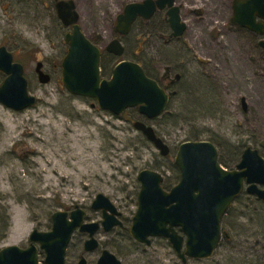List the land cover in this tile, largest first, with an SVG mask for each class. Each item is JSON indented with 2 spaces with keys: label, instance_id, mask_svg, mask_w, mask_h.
Returning a JSON list of instances; mask_svg holds the SVG:
<instances>
[{
  "label": "rangeland",
  "instance_id": "obj_1",
  "mask_svg": "<svg viewBox=\"0 0 264 264\" xmlns=\"http://www.w3.org/2000/svg\"><path fill=\"white\" fill-rule=\"evenodd\" d=\"M73 1L82 32L103 51L100 66L105 77L121 59L139 62L154 76L169 64L181 76L177 94L154 120L140 116L135 107L121 116L100 110L95 100L72 95L61 83L60 61L67 50L63 37L70 29L58 20L54 1L0 0V46L23 65L27 90L36 97L34 105L20 112L0 104V249L28 247L33 230L49 231L51 215L69 213L75 205L84 210L87 221H100L101 213L90 205L103 194L122 213L125 229L100 232L99 247L92 253H84L86 236L76 231L65 264H77L81 255L88 264H96L103 249L121 264H254L258 258L264 264V223L252 213L253 198L232 204L222 220L230 237L222 238L205 261L182 263L167 240L154 238L145 246L127 232L137 209V174L154 170L163 176L165 190L175 186L179 172L173 158L181 143L211 142L219 161L229 167L238 163L246 147L264 158V82L260 85L258 78L264 80L261 37L230 23L232 0H175L186 30L170 44L161 38L170 31L164 11L150 20H137L126 36L115 33L116 16L124 6L143 0ZM114 38L125 49L120 58L104 52ZM37 61L50 75L48 83L38 82ZM4 76L0 71V82ZM134 121L151 126L170 155L161 157L133 128ZM43 260L40 253L39 264Z\"/></svg>",
  "mask_w": 264,
  "mask_h": 264
},
{
  "label": "water",
  "instance_id": "obj_2",
  "mask_svg": "<svg viewBox=\"0 0 264 264\" xmlns=\"http://www.w3.org/2000/svg\"><path fill=\"white\" fill-rule=\"evenodd\" d=\"M53 1L58 20L70 29L63 37L67 50L60 61V80L65 89L72 95L95 100L100 110L114 116H121L129 108L136 107L139 115L147 120L159 118L174 91H166L146 74L139 62L133 60H119L108 77L102 76L100 58L103 51L82 32L74 1ZM180 10L181 6L175 0L129 3L116 16L114 30L118 36H126L136 20L147 21L156 12L164 11V21L170 29L169 39H179L186 30ZM230 23L263 37L259 46L264 50V0H232ZM104 52L120 58L125 49L121 41L114 38ZM34 70L39 83L50 81L42 61L36 62ZM0 71L5 75L0 82L1 105L20 112L35 104L36 97L27 90L23 65L15 61L4 46H0ZM175 76L177 78L178 74ZM132 126L161 157L170 154L168 145L151 126L141 121H134ZM173 165L179 171V181L168 191L161 186L163 177L160 173L144 169L137 174V209L131 218L129 235L133 241L146 246H150L152 238L166 239L182 263L208 260L222 237L228 236L222 232L221 221L242 193L244 184L247 185L246 193L264 202V189L257 187L264 188V160L256 150L247 148L236 169L228 171L219 164L212 143L187 141L178 146ZM91 208L102 209L104 232L121 225L114 218L118 215L115 207L103 194L96 195ZM83 216L84 212L78 206L69 215L64 211L54 212L51 229L46 232L33 230L28 247L11 245L0 249V264H39L40 253L44 255V264H65L66 249L76 231L88 237L83 245L84 252L97 249L94 234L99 225L84 222ZM77 264H86L85 258L81 257ZM96 264H121V261L105 249Z\"/></svg>",
  "mask_w": 264,
  "mask_h": 264
},
{
  "label": "flooded vegetation",
  "instance_id": "obj_3",
  "mask_svg": "<svg viewBox=\"0 0 264 264\" xmlns=\"http://www.w3.org/2000/svg\"><path fill=\"white\" fill-rule=\"evenodd\" d=\"M156 14V13H155ZM164 14H165V12H164ZM164 18H165V16H164ZM139 20V19H138ZM137 21V20H136ZM135 21V22H136ZM165 22V21H164ZM168 26V25H167ZM170 30V29H169ZM169 34H170V31H169ZM169 34L168 35H161V38H162V40H163V42L165 43V44H170L171 42H173V41H177V40H179V39H174V38H171V39H169ZM263 39V37H261V39L258 41V46H259V42L261 41ZM260 47V46H259ZM261 48V47H260ZM262 49V48H261ZM263 50V49H262ZM264 51V50H263ZM103 54V53H102ZM165 67H168V69H165ZM176 74H178V77L176 78ZM153 77L152 78H154L157 82H158V84L161 86V87H164L165 88V90L166 91H174V94L172 95V96H170L169 97V100H168V103H167V106H168V104H169V102L171 101V99L177 94V90L175 89V85L180 81V79H181V76H180V74L179 73H177V72H174L173 73V68L171 67V65H169V64H165V65H163V67H162V72L160 73V75L159 76H154V75H152ZM240 103H241V107H242V111H246V108H247V105H246V103H245V100H244V98H241L240 99ZM243 103H244V106H243ZM167 106H166V108H167ZM136 108V107H135ZM166 108H165V111H166ZM164 111V112H165ZM157 119V118H156ZM154 120V119H153ZM149 126V125H148ZM187 142V141H186ZM193 142V141H192ZM208 142V141H207ZM211 143V142H210ZM166 144V143H165ZM167 145V144H166ZM215 147V146H214ZM216 148V147H215ZM247 148H250V147H246L245 149H247ZM170 149V148H169ZM245 149H243L240 153H239V160H238V163H239V161H240V159H241V156H242V154H243V152L245 151ZM250 149H252V148H250ZM217 150V149H216ZM253 150H255V149H253ZM257 151V150H256ZM258 152V151H257ZM170 153H171V151H170ZM217 154H218V152H217ZM170 155V154H169ZM168 155V156H169ZM258 155L260 156V154L258 153ZM167 156V157H168ZM261 157V156H260ZM165 158V157H164ZM262 158V157H261ZM263 160H264V158H262ZM218 162H219V164L223 167V169L224 170H228V171H231V170H235L236 169V166H237V164L233 167V166H231V167H229V166H226V165H222L221 163H220V161H219V158H218ZM175 167V166H174ZM176 168V167H175ZM179 172V171H178ZM159 173V172H158ZM163 177V176H162ZM161 186H162V188L164 189V187H163V182H162V184H161ZM246 187H247V185H245L244 184V186H243V191H242V193L234 200V202H236V201H238V199H241L242 197H247V198H253V199H257V200H260V199H258L256 196H254V195H250V194H248V193H246V191H245V189H246ZM259 189H264L262 186H257ZM165 190V189H164ZM165 191H168V190H165ZM96 197V196H95ZM95 199V198H94ZM94 201V200H93ZM93 201H92V203H93ZM110 201V200H109ZM261 201V200H260ZM233 202V203H234ZM262 203H264L263 201H261ZM92 203H91V205H90V209L91 210H93V211H98V212H100L101 213V220L100 221H87L86 219H85V214H84V216H83V220H84V222H86V223H97L98 225H99V229L96 231V233L94 234V238L97 240V242H98V247H99V241H98V239H97V236L99 235V233L100 232H103V233H105V234H110V233H112L115 229H119V230H124L125 228H124V218H123V216H122V213L120 212V211H118V209H117V207L110 201V203L115 207V209H116V212L118 213V215L116 214V215H114V218L117 220V221H119L120 222V226H114V227H112V229L110 230V231H108V232H104L103 230H102V226H101V223H102V221H103V211H102V209H96V210H94V209H92L91 208V206H92ZM232 203V204H233ZM76 206H78V205H75L74 206V209L76 208ZM232 206V205H231ZM79 207V206H78ZM80 208V207H79ZM231 208V207H230ZM230 208L228 209V211H230ZM73 209V210H74ZM73 210H71L70 212H72ZM227 211V212H228ZM69 212V213H70ZM83 212H84V210H83ZM227 212L225 213V215L224 216H226V214H227ZM68 215H69V213L68 212H66ZM107 214L108 215H112L109 211H107ZM223 216V217H224ZM222 220H223V218H222ZM221 228H222V221H221ZM129 229V228H128ZM176 231H178V233H180L179 232V230H177L176 229ZM127 232H128V230H127ZM222 232H226V231H224L223 230V228H222ZM227 234V233H226ZM84 236H86V239L84 240V242H83V245H84V243H85V241L88 239V237H87V235H85V234H83ZM128 235H129V232H128ZM228 235V234H227ZM73 236V235H72ZM130 236V235H129ZM131 238V237H130ZM222 238H224V237H222ZM132 239V238H131ZM152 239H154V238H152ZM151 239V240H152ZM166 240V239H165ZM222 241V240H221ZM135 242V241H134ZM137 243V242H136ZM137 244H139V243H137ZM140 245H144V244H140ZM146 246V245H145ZM98 247H97V249H98ZM97 249H95V250H97ZM95 250H93V251H90V252H84V253H92V252H94ZM103 250H105V249H103ZM102 250V251H103ZM101 251V252H102ZM100 255H101V253H100ZM81 257H84L83 255H81V256H79V258H78V260L81 258ZM100 257V256H99ZM85 258V257H84ZM86 260V259H85ZM98 260V259H97ZM78 262V261H77ZM97 262V261H96ZM86 264H88L87 263V261H86Z\"/></svg>",
  "mask_w": 264,
  "mask_h": 264
},
{
  "label": "trees",
  "instance_id": "obj_4",
  "mask_svg": "<svg viewBox=\"0 0 264 264\" xmlns=\"http://www.w3.org/2000/svg\"><path fill=\"white\" fill-rule=\"evenodd\" d=\"M140 20V19H139ZM142 65V64H141ZM101 67V66H100ZM142 67L144 68L146 74L150 77H153L152 74H150V72L142 65ZM107 73H106V70L105 68H101V75L102 76H105ZM220 163L223 165V163L220 161ZM255 201H253V205H254V209L252 211L253 215L256 216L261 223H264V203H262L260 200H257V199H254ZM239 201V199H238ZM230 211H228L227 213H229ZM2 221V219H0V222ZM4 229L7 228L8 226V223L5 222L4 223ZM227 225V224H226ZM225 226V225H224ZM223 228V227H222ZM224 230V228H223ZM225 231V230H224ZM228 234L227 237H224V239H229L230 235L228 232H226ZM3 238V235L0 236V239ZM254 260H251L250 262L252 263ZM254 264H261V260L260 258H258Z\"/></svg>",
  "mask_w": 264,
  "mask_h": 264
},
{
  "label": "bare ground",
  "instance_id": "obj_5",
  "mask_svg": "<svg viewBox=\"0 0 264 264\" xmlns=\"http://www.w3.org/2000/svg\"><path fill=\"white\" fill-rule=\"evenodd\" d=\"M211 1V0H210ZM197 2V1H196ZM209 2V1H208ZM202 3V2H201ZM200 7V6H199ZM201 7H202V5H201ZM200 7V8H201ZM197 8V7H196ZM211 20V19H210ZM198 35V34H197ZM221 42V41H220ZM218 43V42H217ZM220 44V43H219ZM223 45V44H222ZM225 47V46H224ZM214 48V47H213ZM222 54V53H221ZM215 57H216V55H215ZM217 58H218V56H217ZM233 66V65H232ZM234 67V66H233ZM230 68V67H229ZM220 69V68H219ZM231 70V69H230ZM220 71H222V70H220ZM223 72V71H222ZM237 74V73H236ZM239 77V76H238ZM259 78V80H261L260 81V85H262V83L264 82V80L262 79V77H258ZM236 80V79H235ZM240 80V79H239ZM252 80V79H251ZM243 81V80H242ZM247 81H248V79H247ZM236 82V81H235ZM245 82V81H244ZM251 83H253V81L251 82ZM256 83V82H255ZM241 84H243L242 82H241ZM247 84V83H246ZM257 84V83H256ZM241 86V85H240ZM245 87V86H244ZM243 87V88H244ZM250 87V86H249ZM247 89V88H246ZM251 89V88H250ZM264 96V95H263Z\"/></svg>",
  "mask_w": 264,
  "mask_h": 264
}]
</instances>
